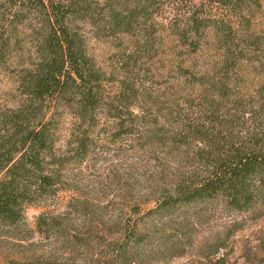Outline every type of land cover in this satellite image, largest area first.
Instances as JSON below:
<instances>
[{
  "label": "trees",
  "instance_id": "obj_1",
  "mask_svg": "<svg viewBox=\"0 0 264 264\" xmlns=\"http://www.w3.org/2000/svg\"><path fill=\"white\" fill-rule=\"evenodd\" d=\"M259 13L260 0H0V72L11 81L0 102V242L22 241L6 264H76L69 218L36 217L37 233L70 247L47 255L29 242L25 209L77 189L69 167L101 133H137L188 164L156 211L218 202L264 216V78L246 74L264 69ZM89 35L110 44L113 66ZM164 77L169 92L149 86Z\"/></svg>",
  "mask_w": 264,
  "mask_h": 264
},
{
  "label": "rangeland",
  "instance_id": "obj_2",
  "mask_svg": "<svg viewBox=\"0 0 264 264\" xmlns=\"http://www.w3.org/2000/svg\"><path fill=\"white\" fill-rule=\"evenodd\" d=\"M260 3L257 30L263 39L261 50L254 55L255 64L257 58L264 62V0ZM88 37L98 62L113 66L110 44ZM257 68L246 73L252 83L264 78V69L257 74ZM167 80L164 77L149 86L169 92ZM10 87L8 74L0 72V102L9 103ZM136 134L111 139L101 133L91 156L69 167L77 189H62L56 196L26 207V225L34 231L29 242L47 255L68 252V245L44 238L35 226L41 213L63 214L69 218L63 235L73 234L76 241L72 253L76 264H105L108 260H120L117 264H264V216L232 212L218 202L156 211L159 190L188 164L138 141ZM6 241L0 242V264L15 258L20 250L12 242H22Z\"/></svg>",
  "mask_w": 264,
  "mask_h": 264
}]
</instances>
